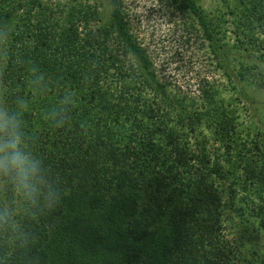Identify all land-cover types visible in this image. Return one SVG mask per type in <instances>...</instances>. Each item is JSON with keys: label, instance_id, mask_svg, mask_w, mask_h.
I'll return each instance as SVG.
<instances>
[{"label": "trees", "instance_id": "1", "mask_svg": "<svg viewBox=\"0 0 264 264\" xmlns=\"http://www.w3.org/2000/svg\"><path fill=\"white\" fill-rule=\"evenodd\" d=\"M180 1L179 11L191 13L201 37L220 50L225 29L194 0ZM237 1L243 6L236 10L227 4L236 16L234 39L242 50L260 48L261 41L264 51V0ZM109 3L107 25L115 27L119 40L114 48H108L109 30L78 32L80 22L94 18L90 5L63 4L56 17L43 0L2 1L0 18L8 17L12 56L3 78L29 99L30 110L36 106L38 113L24 118L36 154L65 190L69 211L60 217L72 226L80 215L83 221L62 228L61 220L53 224V216L46 217L52 210L34 222L24 219L30 242L0 243V264H237L241 257L225 238L224 214L233 209L264 230V131L250 125L246 131L257 136L246 140L238 124L240 96L220 97L210 86L203 87L199 103L168 90L161 99L132 93L129 85L116 92L111 76L139 79L132 53L143 68L149 59L128 31L121 0ZM91 46L97 53L85 51ZM33 65L45 76V93L33 94L28 86ZM250 69L227 71L231 88L238 84L236 75L262 77V69ZM69 87L77 104L70 123L57 130L43 113ZM151 245L156 251L149 259L144 250Z\"/></svg>", "mask_w": 264, "mask_h": 264}, {"label": "rangeland", "instance_id": "2", "mask_svg": "<svg viewBox=\"0 0 264 264\" xmlns=\"http://www.w3.org/2000/svg\"><path fill=\"white\" fill-rule=\"evenodd\" d=\"M2 1L0 0V6ZM43 1L53 8L56 17H61L63 4L70 5L76 1V3L90 5L91 11H94V18L87 23L80 22L78 32L84 36L90 28L105 29L103 33L109 30L107 32L109 35L108 48L118 45V33L116 34L115 27L112 24L107 25V22H110V19L108 20L109 0L105 6L104 0ZM194 1L205 10L214 24L225 29L224 46L220 50L214 51L215 48L208 45V41L201 37V27L194 22L191 13L186 12L185 15L179 11L177 5L183 6L180 0L177 1V4L172 0H121L128 31L146 51L149 65L143 68L141 60H139V66L135 61V71L139 79L132 81L133 83L130 80H120L114 76L108 78V83H115L114 90L116 92L119 91V86L129 85L132 93L145 97L153 95L152 97L157 96L158 99H161L162 91L168 90L173 92L178 99L189 102L195 100L197 103L203 98V87L217 88L220 90L218 96L232 97V100L237 99L236 95L238 94L240 96V102H237L238 124L244 129L242 135L246 140L256 139V132H248L245 128L254 125L257 127L256 130L264 131V51L261 48V41L257 44L260 48L248 46L242 50L241 43L234 39L232 21L236 19V16L229 12V9L232 8L227 4H234L236 10L243 6L241 2L237 0ZM94 48L95 46H91L85 51L91 50L97 53ZM251 66L262 69V77H258L254 73L251 74V72L245 75H236L233 79L236 77L238 84L235 88H231L226 72L235 70V67L251 70ZM121 91L123 92V90ZM244 92H248L253 97L252 100H246ZM111 98L117 104L122 103L116 96ZM30 113L34 115L38 113L36 106L32 105ZM141 113V107L135 110L136 117H140ZM260 137L264 141V134ZM65 202L67 203L66 200H62L58 207L46 215L48 218L53 216V224L56 220H61V223L64 224L60 215L67 216L66 210L69 211L68 204L66 206ZM79 220H82L81 215L76 221L79 222ZM78 222H75L74 226L64 224L62 228L77 227ZM224 225L225 238L233 249H237L236 252L241 257L237 264H264V230L258 222L252 223L246 216L240 217L237 211L228 209L224 214ZM257 225L259 226L258 232ZM40 238L45 241L44 236ZM155 251V246L151 245L150 249L144 250V254L150 255L149 259H152Z\"/></svg>", "mask_w": 264, "mask_h": 264}, {"label": "clouds", "instance_id": "3", "mask_svg": "<svg viewBox=\"0 0 264 264\" xmlns=\"http://www.w3.org/2000/svg\"><path fill=\"white\" fill-rule=\"evenodd\" d=\"M106 4L107 0H104V6ZM0 21V243L25 247L30 236L23 228L24 219L37 221L58 207L65 190L53 179L50 167L32 146L35 141L27 131L24 118L30 111L29 99L16 94L3 78L8 61L12 59L11 33L8 17L4 16ZM132 56L139 66L138 57L135 53ZM29 72L28 86L32 93L47 92L45 76L38 66L33 65ZM76 104V93L69 87L43 117L54 129H64L70 123V114Z\"/></svg>", "mask_w": 264, "mask_h": 264}]
</instances>
